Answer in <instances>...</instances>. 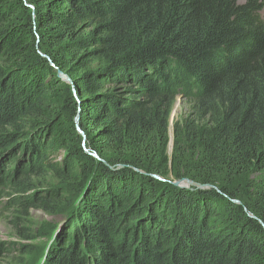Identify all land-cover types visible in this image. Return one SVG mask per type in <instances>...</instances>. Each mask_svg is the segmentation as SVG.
I'll return each mask as SVG.
<instances>
[{
  "label": "trees",
  "instance_id": "obj_1",
  "mask_svg": "<svg viewBox=\"0 0 264 264\" xmlns=\"http://www.w3.org/2000/svg\"><path fill=\"white\" fill-rule=\"evenodd\" d=\"M15 151L84 186L43 264H264V0H0Z\"/></svg>",
  "mask_w": 264,
  "mask_h": 264
},
{
  "label": "rangeland",
  "instance_id": "obj_2",
  "mask_svg": "<svg viewBox=\"0 0 264 264\" xmlns=\"http://www.w3.org/2000/svg\"><path fill=\"white\" fill-rule=\"evenodd\" d=\"M113 87L123 91L128 86L110 85ZM189 105L188 98L179 94L172 102L168 116V155L173 151L174 124L187 116ZM76 126L84 136L78 124ZM65 152L51 151L48 157L61 164L63 171H70L69 166L63 165ZM7 153L0 154V168L3 166L0 173V264H43L57 233L69 218L66 215L76 213L80 207L84 186L47 169L40 172L36 167L29 169L27 161L16 151ZM94 154L91 153L100 159ZM250 177L257 188H264V170L254 172ZM27 195L29 199L25 201Z\"/></svg>",
  "mask_w": 264,
  "mask_h": 264
},
{
  "label": "water",
  "instance_id": "obj_3",
  "mask_svg": "<svg viewBox=\"0 0 264 264\" xmlns=\"http://www.w3.org/2000/svg\"><path fill=\"white\" fill-rule=\"evenodd\" d=\"M58 74L61 76L62 80H65V81H67L68 83H71L70 79L67 78L66 76L62 75V73H61L60 71H58ZM94 156H96V155L94 154ZM96 157H97V156H96ZM173 184H175V185H177V186H182V187H188V186H190V185L195 186V187H197V188H204V187H207L206 185L196 184L195 182H193V181H191V180H189V179H186V178L181 179V180H175V181L173 182ZM236 202H237V201H236Z\"/></svg>",
  "mask_w": 264,
  "mask_h": 264
}]
</instances>
